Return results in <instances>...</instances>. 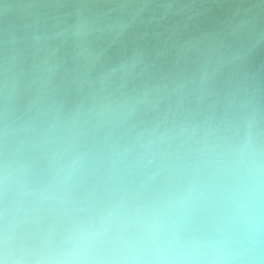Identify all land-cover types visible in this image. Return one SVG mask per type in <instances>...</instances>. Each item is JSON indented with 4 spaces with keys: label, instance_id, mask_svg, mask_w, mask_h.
<instances>
[{
    "label": "water",
    "instance_id": "1",
    "mask_svg": "<svg viewBox=\"0 0 264 264\" xmlns=\"http://www.w3.org/2000/svg\"><path fill=\"white\" fill-rule=\"evenodd\" d=\"M246 134L264 160V0H0L3 195L163 194L206 224L264 208L228 158ZM242 243L264 264V227Z\"/></svg>",
    "mask_w": 264,
    "mask_h": 264
},
{
    "label": "clouds",
    "instance_id": "2",
    "mask_svg": "<svg viewBox=\"0 0 264 264\" xmlns=\"http://www.w3.org/2000/svg\"><path fill=\"white\" fill-rule=\"evenodd\" d=\"M261 151L247 134L228 149L232 166L247 168L257 192L264 191ZM3 181L8 190L7 166ZM262 227L258 197L197 226L179 219L163 194L79 204L14 191L0 216V264H247L242 241Z\"/></svg>",
    "mask_w": 264,
    "mask_h": 264
},
{
    "label": "bare ground",
    "instance_id": "3",
    "mask_svg": "<svg viewBox=\"0 0 264 264\" xmlns=\"http://www.w3.org/2000/svg\"><path fill=\"white\" fill-rule=\"evenodd\" d=\"M12 196L13 195H10V194H8V196H7V195H3L2 193H0V201L5 203V200H6V202L8 201L7 203H9V202H11ZM57 198H59V197H57ZM75 203H79V202H75Z\"/></svg>",
    "mask_w": 264,
    "mask_h": 264
}]
</instances>
